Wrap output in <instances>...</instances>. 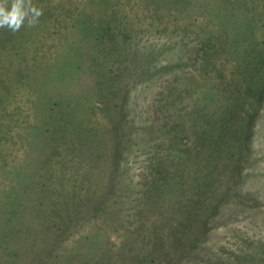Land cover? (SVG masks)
Returning a JSON list of instances; mask_svg holds the SVG:
<instances>
[{"label": "rangeland", "instance_id": "374dc122", "mask_svg": "<svg viewBox=\"0 0 264 264\" xmlns=\"http://www.w3.org/2000/svg\"><path fill=\"white\" fill-rule=\"evenodd\" d=\"M32 2L43 9L35 26L0 28V264L26 262L25 254L13 260L5 248L24 249L33 237L25 226L39 227L55 209L69 224L51 240L56 264L120 257L133 264L129 256L142 255L153 239L142 218L196 213L204 189L188 159L169 167L182 171L181 186L174 175L169 186L148 181V162L169 143L166 123L182 126L171 157L192 154L196 139V154L206 158L214 152V129L240 117L247 137L237 133L231 141L242 155L226 165L221 154L207 159L220 164L200 208L214 209L206 210V234L196 232V248L179 264H221L234 251L264 264V91L250 114L233 109L236 84L243 86L238 55L219 48L214 68L193 53L199 24L224 20L216 13L220 1ZM252 39L259 49L258 23ZM71 195L80 201L75 209ZM7 232H14L10 239Z\"/></svg>", "mask_w": 264, "mask_h": 264}, {"label": "trees", "instance_id": "16d2710c", "mask_svg": "<svg viewBox=\"0 0 264 264\" xmlns=\"http://www.w3.org/2000/svg\"><path fill=\"white\" fill-rule=\"evenodd\" d=\"M219 1L218 11L216 13L218 16L224 17V20H218L217 18L216 21H213V19L209 20L210 18H208L207 20L209 21H202L199 24L198 29L196 28L195 32L193 31L197 38V42L193 45L197 48V51H193L195 54L194 57L202 55L200 60L203 62L208 61V64H213L214 68H218L215 67L214 63L215 58H218L216 54H218L217 51L219 48L229 49L238 55H235L234 59L236 62L239 83H242L243 86L236 84L237 92H235L237 102L234 103L232 107L233 109L237 107L239 110H243V112L245 110V113L250 114L246 109L251 108L264 91V0ZM237 17H242L243 19L241 26L236 25ZM257 23L259 24L260 36L263 38V41L261 40L262 45L256 50L254 45L251 44L254 42V39H252L253 27ZM186 50V58L189 60L192 58V53H190L189 48ZM255 75L259 78L257 87V83L253 79ZM229 97L231 100V93ZM240 118L241 120L239 122H230V120H226L222 123L221 127L217 126L214 129V139L212 140V149L214 152L210 151L206 158L201 157L202 152H200L201 154H196L198 153L196 139H194V141L192 140L193 144L188 147L193 150L192 154L182 153L179 154V158H176V156L171 157L170 153L176 152L174 139L179 143L182 141L180 140V131H182V126L178 129V122L170 124L169 122L166 123V126H168L167 130L171 133V135L167 138L169 143L167 142L164 144L166 147L160 148V153H157L158 155L153 156L152 160L148 162V170H146L148 171L147 175L150 177L148 181H150L153 188L157 186H169L172 181L170 180L171 176L174 175L177 182L181 186L183 180L182 171L179 170L177 173H173L170 172L169 167L171 165L175 166L176 164H183V162L188 159L193 167L194 177L197 183H202L204 189L200 190L199 196L195 198L194 204L196 205L192 208L196 209V213L195 211L191 213L186 211L184 214H181L179 218L169 217L166 219H156L148 216H144L142 218L140 221L141 225L149 227L148 230H151L150 234L153 239H149V246L147 250L142 253V255L133 254L129 256L128 260L134 261L132 262L133 264H179L183 260H186L185 256L191 252V249L196 248L198 243V239H196V232L199 230L201 233L200 237H202L206 234L209 227L208 218L210 216L206 214V210L214 209V205L211 207L206 205L205 208H200V203L204 202L201 198L203 196L202 193L205 192L207 187L206 182L212 176V173H218V164H220L216 161V159H214L218 164L212 167L211 161L208 162L207 159L210 156L217 157V155L221 154L223 160H226L224 163V165H226L233 156L236 155L239 157L242 155L243 151L238 152L241 147L239 145H234L233 147L231 141L233 138L232 136L237 133H242L244 134L243 137H247L245 133L246 129H239L240 125L245 122L242 117ZM247 125L248 123H246V126ZM203 165L207 166L206 169H204ZM150 183L148 182L147 184L149 188ZM73 196L71 206L75 209L77 204L79 205L80 201L78 202V200H74ZM104 197L105 195L102 196L101 199H104ZM40 204L41 200L38 201L37 206ZM19 206L21 207V204ZM55 210L56 211L52 212L53 214L51 213V215H47L44 220L40 221L38 225L39 227L36 225L25 226V232L29 231V234L33 233V237L31 236L29 239L25 240L23 244H26V247L24 249L19 251V249L15 250L16 248L7 247L5 248V252L9 253L13 260H17L21 257L20 253L25 254V256H27V261L25 262L24 257V264H56V262H54L55 260H58L56 255L53 256V254H49L52 250H54L52 244H55L51 240L56 239L57 232L62 231L63 229L66 230L69 224L65 221L67 216L64 218L62 217V214L61 216L58 215V209ZM13 233L14 232H12V234ZM7 234L10 239L12 234L10 232H7ZM49 244L51 245L50 248H48ZM189 247L190 249L187 251ZM43 252L44 254H47L46 258L33 263L34 259L38 258ZM229 258L230 257H228V259ZM231 258V261H222L221 264H254L247 260L244 252L239 253L238 251H234L232 252ZM52 259L54 260L52 261ZM116 260L117 261L108 264H123L122 260L125 259L124 257H120ZM62 261L64 262V260ZM88 261L89 260L86 262L84 261L82 264H92L88 263ZM70 264L73 263L70 262Z\"/></svg>", "mask_w": 264, "mask_h": 264}, {"label": "clouds", "instance_id": "9594fccd", "mask_svg": "<svg viewBox=\"0 0 264 264\" xmlns=\"http://www.w3.org/2000/svg\"><path fill=\"white\" fill-rule=\"evenodd\" d=\"M42 15L43 9L32 0H0V28L7 27L13 33L25 23L35 26Z\"/></svg>", "mask_w": 264, "mask_h": 264}]
</instances>
